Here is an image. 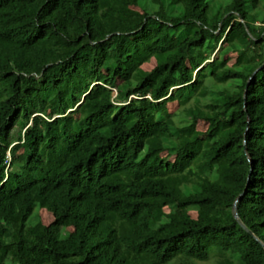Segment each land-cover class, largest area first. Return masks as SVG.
I'll return each instance as SVG.
<instances>
[{
	"label": "trees",
	"instance_id": "16d2710c",
	"mask_svg": "<svg viewBox=\"0 0 264 264\" xmlns=\"http://www.w3.org/2000/svg\"><path fill=\"white\" fill-rule=\"evenodd\" d=\"M214 256L264 264V0H0V264Z\"/></svg>",
	"mask_w": 264,
	"mask_h": 264
},
{
	"label": "rangeland",
	"instance_id": "374dc122",
	"mask_svg": "<svg viewBox=\"0 0 264 264\" xmlns=\"http://www.w3.org/2000/svg\"><path fill=\"white\" fill-rule=\"evenodd\" d=\"M236 54L235 53H231V54H229L228 56H227V60H228V63L230 64V65H233L234 63H235V61H236ZM156 65V62H155V60L154 59H151V60H149L148 62H146V63H144L135 73H134V75H133V77H134V79L135 80H141L143 77H144V75H145V73L147 72V71H150L154 66ZM168 107H169V110L172 112V111H174V110H176L177 109V102H170L169 104H168ZM206 128H207V123L206 122H204V121H200L199 122V124H198V130L200 131V132H202V133H204L205 132V130H206ZM17 129H18V126H16L15 128H14V130L13 131H17ZM37 210L38 209H36L35 211L37 212ZM40 215H41V218H42V220L45 222V223H51L52 222V216H51V214L47 211V210H45V209H42L41 211H40ZM192 215L193 216H196V213L195 212H192ZM193 262L195 263V264H217V259H216V257L214 256V257H211L209 260H207V261H200V260H197V259H193ZM168 264H171V262L170 263H168Z\"/></svg>",
	"mask_w": 264,
	"mask_h": 264
},
{
	"label": "water",
	"instance_id": "95a60500",
	"mask_svg": "<svg viewBox=\"0 0 264 264\" xmlns=\"http://www.w3.org/2000/svg\"><path fill=\"white\" fill-rule=\"evenodd\" d=\"M241 20L242 21H244V19L243 18H241ZM234 215H235V217L237 218V220L241 223V225L248 231V232H250L251 234H253L254 235V233L243 223V221L240 219V217H239V213H238V206H237V202L235 203V205H234ZM255 236V235H254ZM256 238L258 239V240H260L257 236H256ZM261 241V240H260Z\"/></svg>",
	"mask_w": 264,
	"mask_h": 264
}]
</instances>
